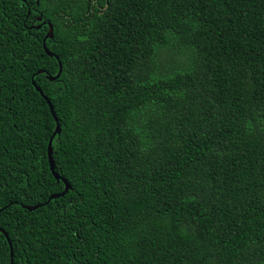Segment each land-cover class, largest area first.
I'll return each instance as SVG.
<instances>
[{
    "label": "trees",
    "instance_id": "16d2710c",
    "mask_svg": "<svg viewBox=\"0 0 264 264\" xmlns=\"http://www.w3.org/2000/svg\"><path fill=\"white\" fill-rule=\"evenodd\" d=\"M0 229L13 264H264V0H0Z\"/></svg>",
    "mask_w": 264,
    "mask_h": 264
},
{
    "label": "water",
    "instance_id": "95a60500",
    "mask_svg": "<svg viewBox=\"0 0 264 264\" xmlns=\"http://www.w3.org/2000/svg\"><path fill=\"white\" fill-rule=\"evenodd\" d=\"M38 21L41 20V17L39 16ZM48 26V31L43 39V43H42V47H43V50L44 52L49 56V57H54V55L48 51L47 47H46V40L48 39H52L53 38V27L50 23L47 24ZM37 29L39 28V26L36 27ZM55 59H58L56 56H55ZM58 65H59V69H58V73L55 75V76H49V75H46V78L49 80V81H54L56 79H58V77L60 76V73L62 71V66L60 64V62L58 61ZM44 73V71H38L37 74H42ZM32 85L34 86L35 90L41 95V97L46 101L49 109H50V112L51 114L53 115L55 121H56V129L54 131V133L52 134L51 138L49 139V142H48V146H47V158H48V163H49V169H50V172L52 174V176L54 177V179L57 181V182H62L63 185H64V189L61 193L59 194H54V195H51L49 198H48V201L49 202L50 200L52 199H57L63 195H65L69 189H70V185L68 184V182L61 178L56 172H55V168H54V161H53V157H52V141H53V138L55 137V135L59 134L60 133V126L58 124V120L57 118L55 117L54 115V112H53V107L49 101V99L43 94V92L40 90L39 87L36 86L35 82L32 81ZM41 205H36V206H27L25 207V209L27 211H34L36 210L37 208H39ZM0 232L3 234V236L5 237L6 241L8 242L9 244V248H10V257H11V262L10 264H13V251H12V246H11V243H10V240L8 238V235L6 234L5 231L1 230L0 229Z\"/></svg>",
    "mask_w": 264,
    "mask_h": 264
}]
</instances>
